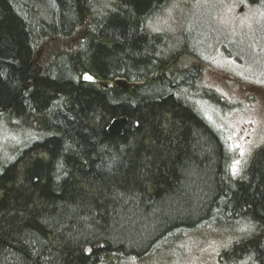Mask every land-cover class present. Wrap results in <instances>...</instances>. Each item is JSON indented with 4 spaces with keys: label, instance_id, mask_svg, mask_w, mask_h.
<instances>
[{
    "label": "trees",
    "instance_id": "16d2710c",
    "mask_svg": "<svg viewBox=\"0 0 264 264\" xmlns=\"http://www.w3.org/2000/svg\"><path fill=\"white\" fill-rule=\"evenodd\" d=\"M194 1L0 0V263H143L210 228L239 232L218 264H264V147L233 174L200 41L152 26ZM141 216L152 229L128 244Z\"/></svg>",
    "mask_w": 264,
    "mask_h": 264
},
{
    "label": "rangeland",
    "instance_id": "374dc122",
    "mask_svg": "<svg viewBox=\"0 0 264 264\" xmlns=\"http://www.w3.org/2000/svg\"><path fill=\"white\" fill-rule=\"evenodd\" d=\"M192 4L189 12L184 5L168 8L152 26L155 30L166 26L176 41L183 34L190 42L191 38L200 41L201 82L217 91L227 104L224 109L206 104L205 115L221 129L230 150L236 153L237 159L232 164V172L236 174L254 148L264 147V3L196 0ZM116 83L129 86L121 80ZM2 144L0 140V148ZM120 220L112 232L124 240L131 225L124 223V216ZM133 224L134 229L128 233L132 239L127 243L137 245L152 226L143 216L137 217ZM209 229L198 231L183 245L173 239L157 247L145 262L132 264H218V252L237 240L239 232L223 238L210 236ZM18 263L7 256L0 264Z\"/></svg>",
    "mask_w": 264,
    "mask_h": 264
},
{
    "label": "water",
    "instance_id": "95a60500",
    "mask_svg": "<svg viewBox=\"0 0 264 264\" xmlns=\"http://www.w3.org/2000/svg\"><path fill=\"white\" fill-rule=\"evenodd\" d=\"M125 122V117H119L114 119L108 126V132L110 134H120L122 132L123 125Z\"/></svg>",
    "mask_w": 264,
    "mask_h": 264
},
{
    "label": "bare ground",
    "instance_id": "6f19581e",
    "mask_svg": "<svg viewBox=\"0 0 264 264\" xmlns=\"http://www.w3.org/2000/svg\"><path fill=\"white\" fill-rule=\"evenodd\" d=\"M108 130V129H107ZM108 132V131H107ZM13 139V138H12ZM185 227V226H184ZM181 230V229H180ZM184 230V229H183ZM179 231V230H178ZM183 233V232H182ZM177 234H178V232H177ZM180 234V233H179ZM171 238V237H170ZM157 244V243H156ZM159 246H160V244H158ZM152 249V248H151ZM148 252H150V251H148ZM146 253V252H145Z\"/></svg>",
    "mask_w": 264,
    "mask_h": 264
},
{
    "label": "snow or ice",
    "instance_id": "6c2138e0",
    "mask_svg": "<svg viewBox=\"0 0 264 264\" xmlns=\"http://www.w3.org/2000/svg\"><path fill=\"white\" fill-rule=\"evenodd\" d=\"M85 79H91V77L90 76H85Z\"/></svg>",
    "mask_w": 264,
    "mask_h": 264
}]
</instances>
